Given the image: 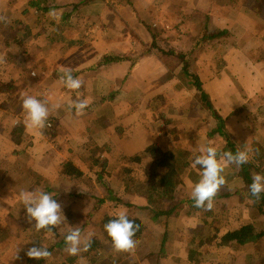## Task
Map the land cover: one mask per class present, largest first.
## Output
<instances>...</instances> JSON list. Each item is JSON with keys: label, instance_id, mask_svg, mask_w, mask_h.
<instances>
[{"label": "crops", "instance_id": "0c3cea01", "mask_svg": "<svg viewBox=\"0 0 264 264\" xmlns=\"http://www.w3.org/2000/svg\"><path fill=\"white\" fill-rule=\"evenodd\" d=\"M50 10L55 17L48 15ZM63 19L66 24L58 29L57 20ZM48 20L45 28L32 22ZM247 34L252 40L264 36V0H0V195L21 177L49 179L50 168L74 159H98L103 154V159H113L109 165L136 159L135 152L114 145L117 133L132 132L138 136L142 159L151 160L146 151L154 144L171 152L178 176L175 197L192 199L202 174L201 166L194 165L196 157L208 146L217 152L226 146L212 112L221 118L235 146L246 148L249 159L263 162L264 96L241 92L237 64L229 58L227 43L220 42L223 36ZM166 49L187 55V71L198 78L212 111L182 74L178 61L163 54ZM108 55L122 60L102 63ZM68 69L83 82L78 94L60 80ZM74 94L80 96L72 99ZM26 95L48 108L44 128L26 123L22 107ZM105 97L110 101L101 102ZM79 100L88 103L83 115H77L73 106ZM217 160L224 166L226 183L213 203L222 213L233 207L235 216L229 223L217 219L213 211L206 232L203 229L196 237L209 241L246 220L264 231V217L243 196V182L222 159ZM259 173L264 174L261 166ZM12 207L0 201V211ZM159 220L148 226L154 230L155 224L168 226L172 221ZM190 225L189 229L196 222ZM190 241L189 235L174 233L157 250L166 254L158 264H197L198 257L187 262ZM206 245L210 243L198 252ZM216 246L207 251L210 259L221 256L225 263L242 264L238 255H245L264 261V237L231 253Z\"/></svg>", "mask_w": 264, "mask_h": 264}, {"label": "rangeland", "instance_id": "374dc122", "mask_svg": "<svg viewBox=\"0 0 264 264\" xmlns=\"http://www.w3.org/2000/svg\"><path fill=\"white\" fill-rule=\"evenodd\" d=\"M57 21V25H60L61 21ZM32 22L37 27L41 26L45 28L46 24L48 25L49 20L45 23H39L38 21ZM52 24L53 22H50V25ZM4 27L7 28V25ZM251 34H247L243 38L223 36L220 38V42L227 43L226 46L229 52V58L237 64L236 72H240L239 83H241L239 85L242 87L241 92L245 95H252L256 92L257 95L261 97L264 96V36L252 40L250 36ZM257 41H261L262 44ZM212 44L213 43H210L208 45ZM245 50H247V52ZM210 53L211 51L209 54ZM255 69H257V73H255ZM257 74H260L262 77L257 78ZM256 79L263 83L258 81V83H256ZM254 86L255 89H253ZM67 89L70 90L69 88ZM76 94H78V91ZM76 94L73 95L72 99H77L80 96ZM260 97L258 98L259 102H261ZM198 101L200 100L198 99ZM206 109L209 110V108ZM250 111L252 112L253 110L250 109ZM48 123L49 129L52 128L51 123ZM137 149L136 151H133L135 152L134 156L137 157L136 159H123L119 164L112 162V164L109 165L113 159H103V154H100L98 159H79L78 161L74 159L72 163L66 162L58 168H50V172L53 173H50L51 178L49 179H44L40 176L36 178L33 176L32 172V176H27L28 179L21 177L12 189H8L6 190L7 192L0 195L1 202L13 206L12 208H5V211H0V264H31L29 263V260L34 259H29L26 255L29 248L34 246L48 248L56 239L59 240L61 235L73 231V229H81L80 242L77 245L80 251L74 256L78 258L77 264H79V261L81 260L86 261V264H120L119 262H121V264H158L161 258L163 256L165 257L166 254H163V252L162 254H159L157 250L163 249L162 245L164 244L165 246L166 242L168 244L170 238H172V235L176 232L177 234H181L184 238L189 235L191 238L189 245L192 243L195 246L194 252H190L187 257V262H189V258L191 262L192 257H198L197 264H233L223 262L221 256H217L214 259L207 257V251L216 246L218 239L205 241L201 247H197L199 240L202 239L199 238L196 240V236L199 235L203 229L206 232V225L210 223L212 218L208 217V211H205L204 209L189 216H185L186 209H182L179 218L174 219L175 222L172 223L174 220H170L171 228H169L170 224L164 226L163 224H160V222L155 224L156 229L154 230L153 226H148L149 224L157 222L159 219V221L165 220L163 218H158L153 222L151 220L152 212H150V209L144 204L145 202L139 203L138 198L135 196L134 189H137L141 183H144L148 179V172L152 165L151 160L147 161V159H142L140 157ZM242 150L247 151L246 148ZM95 152H97V149ZM257 160L258 159H249V164L256 169L252 168L253 175L258 173L257 170L259 171L257 164L264 169V159L263 162H257ZM74 165H78V168H74ZM109 169H111V171L110 173H107V170ZM98 175L103 177L102 181L110 185L112 195L117 198V201L114 200L104 204L102 203L100 206L98 204V209L92 216H89L92 209L95 208L98 199L107 197L103 184L97 180ZM50 188V194H53L56 202L60 204V210L58 212L60 221L57 225L52 227L49 232L48 229H36V220L28 216L23 201L20 199V193L33 192L38 196L41 191L45 192V190ZM174 192L175 189L173 191L175 200H181L175 197ZM13 199L16 201H12ZM11 202H15L14 205H11ZM247 202L249 203L251 201L247 199ZM235 203V205H238L237 200H235ZM248 203L246 206L249 205ZM232 209L233 207H231L229 211H224L222 213L216 206H214L211 211L212 214L214 211V215L217 219L228 220L230 223L232 216H235V211H231ZM262 209V212H258L261 218L264 217V207H262ZM125 210L127 211L128 218H133V216H135L143 225L142 233L137 241L136 247L129 251H118L114 248V253L111 256L93 251L90 253L89 259H86L85 255L87 254V251H84L86 241L96 238L102 243V245L109 246V236L105 234L100 225L102 217L105 215L117 217L119 212ZM182 220L186 221V223L182 224ZM193 221L196 222L195 226L198 228L192 235L191 230H194L195 226L191 229H189V227L191 226L190 223ZM218 228L219 227L215 226L214 229L217 230ZM207 242L210 243V245H206L204 250H202L203 254H205V258H203V254L202 256L199 255L202 252L200 253L198 251ZM70 247L71 245L62 252L53 251L52 255L45 259L44 264H57L65 261L66 257L71 256L67 251ZM216 247L219 248L221 246ZM228 250L230 253L233 251L235 252L237 247L234 250ZM149 251L151 252L149 257H144ZM122 257L124 263H122ZM246 258L245 255H238L237 260L242 264H256V262L258 264H264V261ZM114 259L117 260V263L114 262Z\"/></svg>", "mask_w": 264, "mask_h": 264}, {"label": "trees", "instance_id": "16d2710c", "mask_svg": "<svg viewBox=\"0 0 264 264\" xmlns=\"http://www.w3.org/2000/svg\"><path fill=\"white\" fill-rule=\"evenodd\" d=\"M85 2L90 1H96V0H84ZM40 10V8H38ZM45 11V9H43ZM63 18H66V13L64 14ZM66 24V20H61L60 25H57L58 29H63L64 25ZM212 37H209L211 39ZM262 44V42H260ZM163 54L167 56V58H175L176 61L179 63V68L182 72V74L186 77V79L193 85L196 93H199V96L202 101H204L207 105V108H209L210 111H212L209 103L206 93L203 91L201 84L198 80V78L194 74H189L187 71L188 65L186 63L187 55L184 53H178L174 50H168L166 49L163 51ZM122 59H118L114 57L113 55H108L101 58L102 63H112L113 61H119ZM110 101L109 97H105L101 99V102H108ZM214 116L217 118V130L221 134L223 140L225 141V148L221 151L217 152V158L222 159L223 153L231 150L233 153H235L238 149L242 150L241 148H238L235 146L229 136L226 134L225 130H223V121L220 117H218L214 112H212ZM216 131H213V135ZM258 151V149L256 148ZM146 153L151 157L152 165L150 168V171L148 172V179L139 185L137 189H134L135 196L139 199H142L147 207L150 209V212H152L151 220L154 222L158 218H163L165 221H170L179 218L180 212L182 209H186V215L189 216L191 214H194L196 212H199L203 210L202 208H196L194 207V200L193 199H181L176 201L173 195V191L175 189L174 182L177 181L178 176L175 170V164L173 160V156L171 152L167 151L166 148L162 147L161 145L154 144L147 148ZM226 164V157L222 159ZM231 168V170L237 175V177L243 182L244 192L243 196H245L248 200L251 201L252 206L260 213L262 212V207H264V193L262 192L260 194V198L257 200L255 197H252L249 194V185L252 183V176H253V170L249 162L247 164H244L240 166L239 168L233 163V164H227ZM258 168H260V165H257ZM255 169V168H254ZM256 170V169H255ZM259 173V171L257 170ZM101 175L97 176V180L103 184V187L106 191L107 197H104L102 199H98L97 203L95 204V208L92 209V212L89 216H92L95 211L98 209L99 206L103 203H107L109 201H117V198H115L112 195V189L109 184L102 181ZM45 192L50 193L51 188L45 190ZM56 195V194H55ZM54 195V196H55ZM72 196V195H69ZM54 198V197H53ZM216 198V195L214 199ZM16 201V200H15ZM15 202H11V205H14ZM208 217H212V211H208L207 213ZM114 216L105 215L102 217L100 221V225L102 227V230L105 232L106 235L107 232L105 231V224L112 219H115ZM131 220L132 218H128ZM136 223L140 225V229L137 232L134 239L137 241L139 240V237L142 233L143 225L142 223L136 219ZM76 229H73L75 231ZM81 233V229L79 230ZM72 231L67 232L59 237V240H55L52 245H49L47 248L51 253L53 251H64L70 244H66L65 237L70 234ZM109 236V235H108ZM264 236V231H261L259 229H256L250 221H245L242 223V225L233 231H219V233L213 235L212 239H218L216 242L217 246L225 247L230 250H234L237 246L241 247L248 243H256ZM199 237H196V240H198ZM91 242V247L87 250V254L85 255L86 259H89L90 253L93 251L101 252L104 255L111 256L114 253V245L111 240V237H109V246H104L102 243L96 239L93 238L91 240L86 241ZM205 243L204 240H199V244L197 247H201ZM192 252H194V244L191 245ZM194 254V253H193ZM122 263L123 262V257ZM115 260V259H114ZM29 260V263L31 264H44L45 260ZM117 263V260L114 261ZM78 258L74 256H69L65 258V261L57 263V264H77ZM121 264V262H119Z\"/></svg>", "mask_w": 264, "mask_h": 264}, {"label": "clouds", "instance_id": "9594fccd", "mask_svg": "<svg viewBox=\"0 0 264 264\" xmlns=\"http://www.w3.org/2000/svg\"><path fill=\"white\" fill-rule=\"evenodd\" d=\"M49 16L55 17V11H49ZM60 80L65 86L71 90H78L82 86V80L78 77L73 78L71 70H65L64 75ZM73 106L76 109L77 115H83L88 103L86 100L74 101ZM23 109L27 113L26 123L29 127L44 128L45 122L48 119L49 111L41 100L34 96H25L22 103ZM205 153L197 156L194 165H200L202 168L201 179L196 183L192 199L194 207L202 208L205 211H211L214 207V197L218 190L226 183L225 177L222 175L224 166L217 160V149L213 146H208L202 149ZM226 157L227 164H235L238 168L249 162V154L245 150H237L233 153L228 150L223 153L222 159ZM264 174L256 173L252 176V183L249 185V194L257 200L260 194L264 192ZM35 197V199H34ZM20 199L23 201L26 212L29 217L36 220V229H48L57 225L60 221L58 212L60 204L53 198V194L41 191L38 196L33 192H21ZM32 205V206H30ZM136 217L128 219L127 211H122L117 214L115 219L109 220L105 224V231L111 237L113 245L118 251H129L136 247L137 240L134 239L140 229V225L136 223ZM66 244L71 247L67 249L70 255H77L80 249L77 245L80 242V231L76 229L65 237ZM91 247V242H87L84 251ZM29 259L45 260L52 253L46 247H31L26 253ZM79 264H86V261L81 260Z\"/></svg>", "mask_w": 264, "mask_h": 264}, {"label": "built area", "instance_id": "2783aa9c", "mask_svg": "<svg viewBox=\"0 0 264 264\" xmlns=\"http://www.w3.org/2000/svg\"><path fill=\"white\" fill-rule=\"evenodd\" d=\"M81 88H83V83ZM80 88V89H81ZM79 90V89H78ZM138 136L132 132H119L116 135L115 147L120 151H136Z\"/></svg>", "mask_w": 264, "mask_h": 264}]
</instances>
